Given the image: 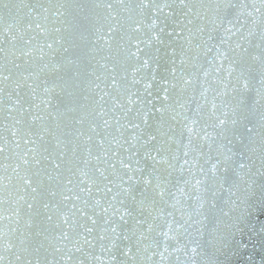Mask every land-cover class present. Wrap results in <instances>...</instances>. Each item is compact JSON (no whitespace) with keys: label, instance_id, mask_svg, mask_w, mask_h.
Wrapping results in <instances>:
<instances>
[{"label":"snow or ice","instance_id":"snow-or-ice-1","mask_svg":"<svg viewBox=\"0 0 264 264\" xmlns=\"http://www.w3.org/2000/svg\"><path fill=\"white\" fill-rule=\"evenodd\" d=\"M0 264H264V0H0Z\"/></svg>","mask_w":264,"mask_h":264}]
</instances>
